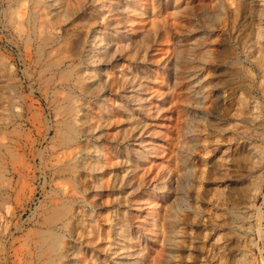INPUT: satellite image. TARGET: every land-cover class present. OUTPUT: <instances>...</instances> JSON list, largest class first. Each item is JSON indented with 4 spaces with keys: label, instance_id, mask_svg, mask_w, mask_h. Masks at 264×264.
I'll list each match as a JSON object with an SVG mask.
<instances>
[{
    "label": "rangeland",
    "instance_id": "374dc122",
    "mask_svg": "<svg viewBox=\"0 0 264 264\" xmlns=\"http://www.w3.org/2000/svg\"><path fill=\"white\" fill-rule=\"evenodd\" d=\"M0 264H264V0H0Z\"/></svg>",
    "mask_w": 264,
    "mask_h": 264
},
{
    "label": "bare ground",
    "instance_id": "6f19581e",
    "mask_svg": "<svg viewBox=\"0 0 264 264\" xmlns=\"http://www.w3.org/2000/svg\"><path fill=\"white\" fill-rule=\"evenodd\" d=\"M66 130H67V139L69 141H72L75 133H74V128L69 125L66 124ZM76 139V138H75ZM78 141V140H77ZM72 145V144H71ZM98 164V163H97ZM99 165V164H98ZM98 167V166H97ZM95 185V184H94ZM100 186V185H99ZM61 196V195H60ZM53 218L51 217L50 221ZM63 221V220H62ZM62 235V234H61ZM42 241L44 244V252L48 253V255H53L55 254L56 256L58 255L59 258L58 259H63L64 254L62 252V248H64V242L62 237H60L59 235H57L56 233H54L53 231H45L42 234Z\"/></svg>",
    "mask_w": 264,
    "mask_h": 264
}]
</instances>
